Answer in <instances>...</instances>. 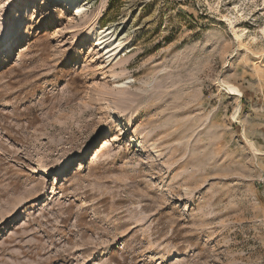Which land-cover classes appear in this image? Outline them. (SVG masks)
<instances>
[{
    "label": "rangeland",
    "instance_id": "1",
    "mask_svg": "<svg viewBox=\"0 0 264 264\" xmlns=\"http://www.w3.org/2000/svg\"><path fill=\"white\" fill-rule=\"evenodd\" d=\"M43 2L0 0V264H264V0Z\"/></svg>",
    "mask_w": 264,
    "mask_h": 264
},
{
    "label": "bare ground",
    "instance_id": "2",
    "mask_svg": "<svg viewBox=\"0 0 264 264\" xmlns=\"http://www.w3.org/2000/svg\"><path fill=\"white\" fill-rule=\"evenodd\" d=\"M14 9L16 10H26V12H30L31 10V3L23 2L21 3L16 1L14 2ZM89 2L85 3V0H44L43 7H58V6H71L75 11L76 14L85 13L87 9V5ZM103 12L102 9L99 11L98 16H102ZM42 17L44 14H42ZM26 17L17 15V19L13 26H10L7 30V33L3 35L0 40V63H3V57L1 55V51L7 50L5 47L9 46L13 40H17V42L21 41L22 31L25 27ZM89 37L88 39H93L97 42V45L102 49L105 55H107L110 59H117L121 53L122 45H123V37H120V33L118 32V27L115 24H112L104 29H100L99 27H93L89 30ZM2 46V47H1ZM13 48V47H12ZM109 59V60H110ZM224 81V80H222ZM225 85L233 92L238 93L239 89L229 82H225ZM130 121H135L137 119L136 114H126ZM91 146H87L83 150L76 153L64 167L55 168V169H44L42 171L43 175L46 176H65L66 174L70 173L76 166H78L86 157L87 154L90 152ZM22 212L25 211V208L21 209ZM18 215L12 216L6 223L9 225L12 224L14 221L17 220ZM6 225V226H8Z\"/></svg>",
    "mask_w": 264,
    "mask_h": 264
},
{
    "label": "snow or ice",
    "instance_id": "3",
    "mask_svg": "<svg viewBox=\"0 0 264 264\" xmlns=\"http://www.w3.org/2000/svg\"><path fill=\"white\" fill-rule=\"evenodd\" d=\"M0 7H2V5H0Z\"/></svg>",
    "mask_w": 264,
    "mask_h": 264
}]
</instances>
